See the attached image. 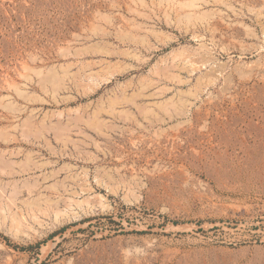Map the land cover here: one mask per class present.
<instances>
[{
  "label": "rangeland",
  "instance_id": "rangeland-1",
  "mask_svg": "<svg viewBox=\"0 0 264 264\" xmlns=\"http://www.w3.org/2000/svg\"><path fill=\"white\" fill-rule=\"evenodd\" d=\"M262 48L264 0H0V264H264Z\"/></svg>",
  "mask_w": 264,
  "mask_h": 264
},
{
  "label": "bare ground",
  "instance_id": "bare-ground-1",
  "mask_svg": "<svg viewBox=\"0 0 264 264\" xmlns=\"http://www.w3.org/2000/svg\"><path fill=\"white\" fill-rule=\"evenodd\" d=\"M263 49V48H262ZM264 50V49H263ZM177 228H179V227H177Z\"/></svg>",
  "mask_w": 264,
  "mask_h": 264
}]
</instances>
